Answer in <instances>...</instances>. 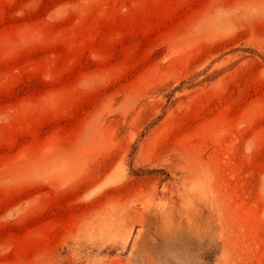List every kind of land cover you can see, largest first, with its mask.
Returning <instances> with one entry per match:
<instances>
[{
    "label": "rangeland",
    "instance_id": "obj_1",
    "mask_svg": "<svg viewBox=\"0 0 264 264\" xmlns=\"http://www.w3.org/2000/svg\"><path fill=\"white\" fill-rule=\"evenodd\" d=\"M0 264H264V0H0Z\"/></svg>",
    "mask_w": 264,
    "mask_h": 264
}]
</instances>
